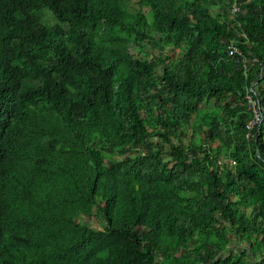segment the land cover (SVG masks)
Wrapping results in <instances>:
<instances>
[{
  "label": "trees",
  "instance_id": "16d2710c",
  "mask_svg": "<svg viewBox=\"0 0 264 264\" xmlns=\"http://www.w3.org/2000/svg\"><path fill=\"white\" fill-rule=\"evenodd\" d=\"M131 1L0 0V264H264V0Z\"/></svg>",
  "mask_w": 264,
  "mask_h": 264
},
{
  "label": "rangeland",
  "instance_id": "374dc122",
  "mask_svg": "<svg viewBox=\"0 0 264 264\" xmlns=\"http://www.w3.org/2000/svg\"><path fill=\"white\" fill-rule=\"evenodd\" d=\"M140 6L137 5L135 2H131L130 4V10L134 11L139 9ZM144 13L148 16V18L151 20L152 17V11L149 7H146L143 9ZM212 12L214 13V15H217L218 11H217V7L212 8ZM54 18L51 17V21H53ZM131 51L134 55H136L138 58H145L148 54L151 53V48H145V49H141L139 48L136 44L132 43L131 44ZM184 49L182 48V46L180 47H174L172 49H169V58L171 59V62H174V60L178 59L182 53H183ZM158 54V52H156ZM206 105L204 103H202L201 105H199L198 107V111L204 112ZM191 120L195 119V115H191L189 117ZM190 125L188 123L187 128H190ZM190 131H192V129L190 128ZM201 137V135L198 136V139ZM174 142H177L176 140H174ZM215 146V145H213ZM225 153H222L221 156H223ZM166 156V155H165ZM165 160L167 159H171L170 155H167L166 157H164ZM222 161L225 163L227 161L226 157H224V159H222ZM249 190V189H248ZM251 190V189H250ZM240 196H235L233 198V201H238ZM243 199L247 200L250 199L251 201H254V193L252 192L249 196H243ZM241 203H239L240 205ZM252 208L248 209V212L251 211ZM97 215V214H96ZM79 221L81 220L83 223L88 224L90 227H93L97 230H101L103 228L102 226V219L98 218V217H88V216H84L81 219H78ZM235 237V236H234ZM237 239V238H236ZM242 247V248H241ZM234 248V250H239L240 248L243 249L244 248V244L243 242L239 241L237 239V241H235V239L232 242V245H230V247L227 249L226 254H228L231 249Z\"/></svg>",
  "mask_w": 264,
  "mask_h": 264
},
{
  "label": "clouds",
  "instance_id": "9594fccd",
  "mask_svg": "<svg viewBox=\"0 0 264 264\" xmlns=\"http://www.w3.org/2000/svg\"><path fill=\"white\" fill-rule=\"evenodd\" d=\"M131 2H135L137 5L140 6V8L137 9L138 11H141V10L144 9L143 6H142L141 4L138 3L137 0H132ZM130 4H131V3H130ZM128 11H129V12H133V11L130 10V5H129V7H128ZM134 11H136V10H134ZM52 22H55V19H54ZM231 43H234L235 45H237V46L239 47L240 51L243 53V55H244L246 58H250V57H247V56L244 54V52L241 50V47L237 44L236 41L232 40V41L229 43V45H230ZM229 45H228V47H229ZM228 53H229V50H228ZM229 56H230V54H229ZM230 57H232V56H230ZM232 58H233V57H232ZM236 58L240 60V63H241L242 69L244 70V73H245V74H248V75H249V74L252 72V68H254V67L256 68V71H255V77H256V78L253 80V84H252L251 86H248L247 91H246V96H245L246 106H247V112H248V119H247V122H246V124H245V130H246V138H247L248 140H250V141H251V140H255V141H257V140H258V137H260L262 143H264V121L262 122L261 125H259L260 127L256 128L255 130L253 129L254 131L252 130V131H253L254 138L250 139V138L247 137V134L249 133V130H248V128H247V124H248V122H249V121L251 120V118H252V113H251V111L249 110V106H248L247 95H249V93H250L251 90H253V92H255L256 96H257L258 99L260 100L261 108H262V113H263V116H264V109H263V105H262V102H261V98H260V96H259V92H260V91H259V87H260V86H259V82H261V81L264 82V64H263V62L260 60L259 57H257V56H253L252 58H258V59L260 60L259 64L254 65V66H252V67L249 68V69H245V68H244V65H243V63H242L241 58H239V57H236ZM256 132L258 133V136H256ZM213 145H215V144H213ZM213 147H216V145L213 146ZM165 157H166V156H165ZM224 157H226V159H227V161H226L225 163L222 161V159H224ZM170 160H171V159H167V158H166V161H170ZM236 164H237L236 161L233 159V157L231 156V154H230L229 152H225V154H224L223 156L220 155L219 158L217 159V162H216V165L218 166V168H219L220 170H222L226 165H227V166H230V167H234ZM232 249H233V248H232ZM252 258H253L254 261H255V260H264V253H262L261 256H257V257H255V255H254Z\"/></svg>",
  "mask_w": 264,
  "mask_h": 264
},
{
  "label": "built area",
  "instance_id": "2783aa9c",
  "mask_svg": "<svg viewBox=\"0 0 264 264\" xmlns=\"http://www.w3.org/2000/svg\"><path fill=\"white\" fill-rule=\"evenodd\" d=\"M237 10L238 8L235 7L234 11H237ZM228 50H229L230 56H232L233 58H236V57L241 58L245 69H249L252 66L259 64L260 62L258 58H246L243 55V53L240 51L239 47L235 45L234 43H231L229 45ZM247 101H248L249 110L252 113V118L247 124V128L249 130L247 137L252 139L254 138L253 131L256 128L260 127L259 125H261L262 122L264 121V116L262 113L260 100L256 96L255 92H253V90H251L249 95H247Z\"/></svg>",
  "mask_w": 264,
  "mask_h": 264
}]
</instances>
